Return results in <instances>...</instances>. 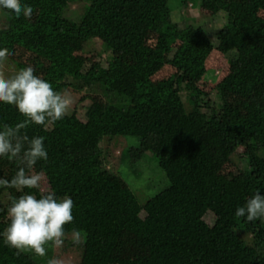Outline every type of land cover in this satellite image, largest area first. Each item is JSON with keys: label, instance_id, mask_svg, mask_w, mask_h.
Instances as JSON below:
<instances>
[{"label": "trees", "instance_id": "trees-1", "mask_svg": "<svg viewBox=\"0 0 264 264\" xmlns=\"http://www.w3.org/2000/svg\"><path fill=\"white\" fill-rule=\"evenodd\" d=\"M21 3L32 7L30 18L17 19L1 10L10 18L7 33L0 31V48L9 52L6 60L20 47L50 62L41 78L56 91H86L102 102L85 123H76L72 112L46 126L21 130L29 138H45L48 160L34 168L46 177L49 191L74 202V219L65 225V233L78 229L83 240L89 231L100 233L103 254L96 264H222L232 251L235 264H264V220L248 222L234 215L257 191L264 195V0H182L179 5L171 0ZM75 3L85 6L78 19L66 15ZM203 10L213 18L220 17L219 11L226 14L225 22L214 29L215 36L199 22ZM149 34L156 38L155 46L148 43ZM97 38L130 59L117 60L100 77L92 70L83 71L85 60L78 54ZM172 41L180 44L174 49ZM214 50L229 56L235 51L233 70L216 87L219 102L194 80ZM56 62L68 66L66 78L58 73ZM167 64L174 71L154 80ZM23 120L14 106L0 103V127H15ZM258 123L261 127L251 130ZM116 136L139 140L122 160L128 172L142 179L143 192L135 191L122 169L115 172L108 167L102 143ZM241 146L248 159L244 174L223 177L226 164ZM145 158L156 162L148 173L160 169L165 174L164 187L151 195L147 187L152 188V181L140 166ZM16 171L15 161L0 159V178L10 180ZM5 193L7 204L1 201ZM26 193L42 194L37 189L0 188V264L51 259V244L45 245V258L4 245L2 233L10 222L7 208ZM209 212L215 215L214 224L206 220ZM241 230L248 239L233 250L230 234ZM125 231L138 241L162 242L167 256L160 260L124 256L111 262L109 254L118 253Z\"/></svg>", "mask_w": 264, "mask_h": 264}, {"label": "rangeland", "instance_id": "rangeland-1", "mask_svg": "<svg viewBox=\"0 0 264 264\" xmlns=\"http://www.w3.org/2000/svg\"><path fill=\"white\" fill-rule=\"evenodd\" d=\"M182 0H171L172 4L179 5V2ZM184 6H186V2H182ZM189 6H192L190 3ZM85 10V6L82 4H71L67 9V16L70 18H81L83 12ZM187 10H185L186 12ZM203 15L199 19L201 24L207 28L209 33L212 36H215L213 32L214 29L220 27L226 20L225 12H220V17H211L207 11L203 10L201 12ZM209 14V15H208ZM263 14V13H262ZM10 22V18L5 16L0 10V31H4L7 33L9 30L8 25ZM184 24V21L181 22ZM12 32V31H11ZM147 41L151 46H155L157 41L156 38L150 36L147 37ZM180 44V41H172L170 44L174 49L176 46ZM235 52V51H233ZM231 52L232 56L224 55L214 50L211 55L207 58L204 63V68L200 71V73L195 76L194 80L199 84V86L209 92V96L212 101H218V93H217V84L231 71L233 70V66L235 65L234 54ZM173 54V51L171 52ZM78 55H80L84 60L85 64L82 66L83 71L92 70L95 76L100 77L103 71H107L111 65H114L117 60H122L125 56L121 53L108 49L104 46L102 40L93 39L90 40L85 46L84 50L81 51ZM168 54H165V58L168 59ZM130 59L129 57H125ZM49 61L43 58L35 56L33 53L29 51H23L22 48L17 47L15 53L6 60L1 69H0V78L8 79L11 76L15 75L18 71L25 67H32L34 70V75L39 77L43 76L45 72H47L49 67ZM169 63V60H168ZM56 68H58V73H62V78H66L70 73L68 66L59 67L58 63H55ZM174 69L169 64L165 65V67L153 76L154 80H159L164 77L169 76ZM87 92L78 93L75 91L69 92L67 95L70 97V105L67 114H72V112H76L75 122L76 123H85L88 119L94 115L95 111L101 109V104L99 100L94 96L95 94H86ZM86 96L83 98V96ZM99 95V94H98ZM260 123L255 124L251 130H255L260 128ZM161 140V137H157L156 143L158 144ZM139 142L136 137H124V136H116L113 139L106 138L102 146L106 149L108 153V167L113 171L117 172L119 169H122V174L125 178L134 186L135 191L143 192L140 189L143 188L141 186V178L134 176L130 172L127 171L126 164L122 160V158L131 150L132 146L137 145ZM245 147L241 146L238 152L228 161L225 166L224 171L222 172V176L225 178L233 177V176H242L244 174V170L247 166L248 159L244 153ZM147 155L151 156V153L148 152ZM126 158V157H125ZM8 160V159H6ZM8 162H11L8 160ZM14 162V161H12ZM144 169L145 173L147 171L151 172L152 168L156 167V162L154 159L145 158L140 165ZM29 174L37 173L36 168L31 170H26ZM157 173H148L147 176L152 182V188H148V195L153 194V191L161 190L162 184L164 183L165 174L159 169H155ZM127 174V175H126ZM42 176L41 187L39 192L45 193L49 191V184L47 182L46 177L43 174ZM116 180V179H115ZM140 183V184H139ZM146 194V193H145ZM1 201L3 204H7L9 200V195L3 194L1 196ZM247 201V200H246ZM7 212V211H6ZM145 215V213H142ZM6 218H8V214L6 213ZM9 219V218H8ZM206 220L210 224H214L215 215L212 212H209L206 215ZM130 234L128 232H123L119 238V245L116 255L109 254V260L112 262L117 258L122 257H140L142 259L148 260H160L164 259L167 256V248L164 246L162 242H150L145 240H135L132 237H129ZM241 231H234L230 234V238L234 241L233 250L239 248L243 244V239L247 237ZM102 235L98 232H88V236L86 240H83L81 244H74L72 241V234H66L64 243L62 246L53 245L52 254L50 255L51 259L45 258V254L41 257H44L46 260L40 262L39 264H96L101 261L102 258V248L100 245V240ZM248 239V238H247ZM127 243V242H129ZM236 242V243H235ZM239 245H236V244ZM128 244V246H127ZM236 252L232 251L227 256L222 259V264H235ZM16 254H18L16 252ZM40 256V255H39ZM46 261V262H45Z\"/></svg>", "mask_w": 264, "mask_h": 264}, {"label": "clouds", "instance_id": "clouds-1", "mask_svg": "<svg viewBox=\"0 0 264 264\" xmlns=\"http://www.w3.org/2000/svg\"><path fill=\"white\" fill-rule=\"evenodd\" d=\"M0 10L15 18H30L33 9L21 0H0ZM9 56L6 48H0V64ZM0 103L14 106L24 117L15 127H0V159L17 163V171L10 179L0 178V188L25 189L41 187L42 176L29 174L39 161L48 160L44 137L29 138L21 133L30 125L46 126L62 120L69 109L70 97L56 91L51 83L34 75L32 67H25L8 79L0 78ZM74 202L70 197H57L54 191L39 196L24 194L14 199L7 208L9 223L3 235L4 245L17 252L30 250L37 255L45 254V245L62 246L66 236L65 225L71 224ZM236 217L248 222L264 220V195L257 191L243 206L235 210ZM74 244L83 243L80 230L73 229Z\"/></svg>", "mask_w": 264, "mask_h": 264}]
</instances>
